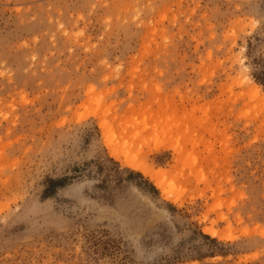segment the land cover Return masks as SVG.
Segmentation results:
<instances>
[{
	"label": "rangeland",
	"instance_id": "374dc122",
	"mask_svg": "<svg viewBox=\"0 0 264 264\" xmlns=\"http://www.w3.org/2000/svg\"><path fill=\"white\" fill-rule=\"evenodd\" d=\"M0 264H264V0H0Z\"/></svg>",
	"mask_w": 264,
	"mask_h": 264
},
{
	"label": "bare ground",
	"instance_id": "6f19581e",
	"mask_svg": "<svg viewBox=\"0 0 264 264\" xmlns=\"http://www.w3.org/2000/svg\"><path fill=\"white\" fill-rule=\"evenodd\" d=\"M251 84V83H250ZM253 85L254 89H255V94L258 95L260 93V91L258 90V87L257 85H254V84H251ZM252 88V86H250ZM260 89V88H259ZM107 138V137H106ZM106 143V146L109 148V153H110V156H113L114 159H118L119 161H121L122 163H124L126 165V167H129L130 169H133L135 171H139L141 173H144V175H150L151 172L144 166V164L142 162H140L139 160L133 158V157H130L128 156L127 154L123 155L121 157V155H119V152L120 151L118 148L117 149H112L111 148V145L109 143V141L106 139L105 141ZM114 148V146H113ZM125 153V152H124ZM153 174V173H152ZM155 174V173H154ZM153 176V175H152ZM151 176V177H152ZM150 177V176H149ZM155 177V186L161 190V192L166 196L165 199L169 200L170 199V195H171V191H168L167 192V189H166V184H164V177H165V174L163 173H158L156 175H154ZM154 179V178H153ZM161 193V194H162ZM208 231V230H207ZM207 234H210L212 236H214L216 233L213 232L212 230H209L207 232ZM216 236V235H215Z\"/></svg>",
	"mask_w": 264,
	"mask_h": 264
},
{
	"label": "trees",
	"instance_id": "16d2710c",
	"mask_svg": "<svg viewBox=\"0 0 264 264\" xmlns=\"http://www.w3.org/2000/svg\"><path fill=\"white\" fill-rule=\"evenodd\" d=\"M130 173H131V175H137L138 176V174H134L133 172H130ZM62 183H63V181H51L50 187H51V189H53L56 186H60Z\"/></svg>",
	"mask_w": 264,
	"mask_h": 264
}]
</instances>
